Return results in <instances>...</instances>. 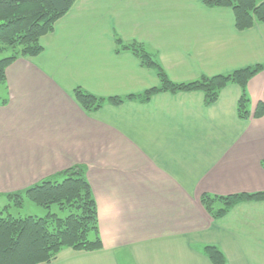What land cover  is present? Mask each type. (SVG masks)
<instances>
[{"label": "crops", "instance_id": "1", "mask_svg": "<svg viewBox=\"0 0 264 264\" xmlns=\"http://www.w3.org/2000/svg\"><path fill=\"white\" fill-rule=\"evenodd\" d=\"M206 0H76L42 52L6 70L0 97V194L86 166L103 248L61 250L42 264H264V201L215 219L204 194L264 192V116L241 119L239 85L207 105L200 91L89 113L76 88L103 97L159 85L155 70L117 38L144 44L169 78L187 82L264 64V23L246 30L230 7ZM250 111L264 100V71L247 85ZM6 103H3L4 100Z\"/></svg>", "mask_w": 264, "mask_h": 264}, {"label": "trees", "instance_id": "2", "mask_svg": "<svg viewBox=\"0 0 264 264\" xmlns=\"http://www.w3.org/2000/svg\"><path fill=\"white\" fill-rule=\"evenodd\" d=\"M76 0H0V85L6 86V70L21 57L42 52L41 38L52 32L55 23L74 5ZM208 6L230 7L239 30L264 23V0H206ZM117 51H131L141 64L155 70L159 85L126 96L103 97L76 88L75 96L89 113L105 104L120 105L125 101L147 102L155 94L200 91L205 102L217 101L221 91L231 83L241 88L237 114L241 119L264 116V100L250 111L248 82L264 71V64L243 67L226 74L202 76L187 82L172 81L155 55L144 44L117 38ZM5 99L3 103H6ZM9 203L0 210V264H42L53 260L65 248L96 251L103 248L99 232L96 199L84 165H75L55 176L43 179L28 188L0 194ZM25 200L48 210L44 216L9 213L11 206L22 207ZM264 201V192L233 195L204 194L201 202L215 219L225 216L240 203ZM59 212H53V206ZM7 214L4 215V212ZM204 253L215 264H224L225 256L215 245H206Z\"/></svg>", "mask_w": 264, "mask_h": 264}, {"label": "rangeland", "instance_id": "3", "mask_svg": "<svg viewBox=\"0 0 264 264\" xmlns=\"http://www.w3.org/2000/svg\"><path fill=\"white\" fill-rule=\"evenodd\" d=\"M1 92H2V87L0 85V97H1ZM8 203L9 200L6 197L0 196V210H2L4 206ZM51 210L53 212H57V211L59 212L58 207L55 205L52 207ZM8 212L14 216H18L19 214L23 216L26 215L44 216L48 212V210L36 206L34 203L30 202L29 200H25V203L22 207L11 206ZM5 214H7V211L4 212V215Z\"/></svg>", "mask_w": 264, "mask_h": 264}, {"label": "bare ground", "instance_id": "4", "mask_svg": "<svg viewBox=\"0 0 264 264\" xmlns=\"http://www.w3.org/2000/svg\"><path fill=\"white\" fill-rule=\"evenodd\" d=\"M76 166H77V164H76ZM86 167V166H85ZM13 193V192H12Z\"/></svg>", "mask_w": 264, "mask_h": 264}]
</instances>
